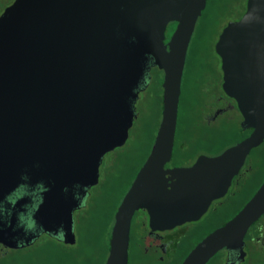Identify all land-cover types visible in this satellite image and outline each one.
I'll list each match as a JSON object with an SVG mask.
<instances>
[{
  "label": "water",
  "instance_id": "obj_1",
  "mask_svg": "<svg viewBox=\"0 0 264 264\" xmlns=\"http://www.w3.org/2000/svg\"><path fill=\"white\" fill-rule=\"evenodd\" d=\"M205 3H7L0 11V202L20 186L37 184L28 222L73 243L72 212L97 182L103 154L128 136L147 58L162 71L159 118L149 150L113 211L102 264H127L135 210L145 211L149 229L168 228L198 218L223 195L264 137V0H245L240 16L227 20L214 42L221 89L235 101L249 133L218 153L169 165L186 49ZM16 199L24 202L23 196ZM263 211L264 176L179 264H204L220 248L241 251L246 229Z\"/></svg>",
  "mask_w": 264,
  "mask_h": 264
},
{
  "label": "rangeland",
  "instance_id": "obj_2",
  "mask_svg": "<svg viewBox=\"0 0 264 264\" xmlns=\"http://www.w3.org/2000/svg\"><path fill=\"white\" fill-rule=\"evenodd\" d=\"M10 1L0 0V11ZM242 1L207 0L195 21L181 75L175 139L183 140L188 136L194 138L206 132L205 128L200 126V122L206 113V105L209 103L223 105L221 111L225 110V112L207 126L209 129L207 132L216 134L217 138L201 148H196L193 155L189 152L188 157H180L178 153L173 154L168 161L169 165H184L192 161L199 153L214 154L219 147H226L234 142L240 132L238 128L234 131L229 130L232 125L240 126V116L232 109L231 100L224 96L218 84L221 71L219 58L214 50V42L225 22L236 17L241 9ZM156 81L151 80L137 93L133 104L135 116L128 128V136L124 143L103 154L99 164V180L89 189L90 194L83 208V215L80 214L82 209L73 210L74 242L65 243L42 233L31 244L23 248L8 250L0 255V264H55L49 259L57 248H64L69 253L66 261L59 264L98 263L103 252L105 230L110 224L111 207L125 185L133 164L141 156L144 145L159 118L160 90ZM250 155L252 157L264 156V140L261 145L251 151ZM263 166L264 160L256 172L250 176L249 185H252L259 177ZM248 190L249 186L216 215L205 218L206 215L203 214L200 219L201 224L191 235H196L207 226L225 217L239 204ZM212 205L213 202L210 206ZM184 224H189V227L193 225L192 222ZM135 255L133 253L134 260ZM131 264H135L134 261H131ZM149 264L152 263L149 262Z\"/></svg>",
  "mask_w": 264,
  "mask_h": 264
},
{
  "label": "flooded vegetation",
  "instance_id": "obj_3",
  "mask_svg": "<svg viewBox=\"0 0 264 264\" xmlns=\"http://www.w3.org/2000/svg\"><path fill=\"white\" fill-rule=\"evenodd\" d=\"M174 23L175 21L173 20L166 23L164 29V40H167L172 30H170V27L174 25ZM159 76H162L161 69L155 64H152L150 58H147L143 68L142 78L138 85V92L142 90L147 83H150L151 80H157ZM220 82L218 84L221 89ZM221 92H223L222 89ZM223 94L231 100L232 109L237 111L240 116L233 98L226 95L224 92ZM221 107H223V105L216 103H209L206 105V113L204 114L205 116H202V120L207 125L215 121L216 118L225 112V110L221 111ZM241 128H243L244 131L248 129V132L245 135H247L250 131L249 127L241 126ZM263 140L257 146L261 145ZM251 149L245 156L238 171L233 175L225 193L217 198H213L206 210L198 218L184 221L168 228L151 230L147 225V216L145 211L142 209L135 210L137 212L134 215V220L132 223L130 222L127 264H131V261H134L135 264H149V262L152 264H179L187 251L202 236L232 216L253 191L248 196L245 195V198H241L239 204L225 217L221 218L216 223L207 226L196 235H191V233L196 230V227L201 224L200 219L203 214L206 215L204 216L205 218H210L216 215L219 211L226 208L227 205L240 194V187H242V185L249 180L254 171V157L250 155ZM192 161L184 164H189ZM91 186L92 185L86 188L85 194L82 196L81 203L75 208L78 210L82 209L80 211L81 215L84 213L83 208H85L87 204L90 194L89 189ZM77 189L78 186H74V192L76 195L80 196L81 193L77 192ZM38 191L39 186L37 184L31 186H20L15 191L10 192V194H8L0 202V255L11 249L23 248L34 242L38 235L46 233L41 231L37 225L31 226L28 222L29 212L33 209L38 200ZM20 196L24 197V202L21 201L15 204V199ZM212 202L213 205L210 206ZM185 222H192L193 225L189 227V224H184ZM133 227L135 228L133 229ZM46 234L55 237L57 240H61L58 236L50 233ZM133 253L136 254L135 260L133 259ZM204 264H264V211L246 229L243 235L241 251L238 249L220 248L210 255Z\"/></svg>",
  "mask_w": 264,
  "mask_h": 264
},
{
  "label": "trees",
  "instance_id": "obj_4",
  "mask_svg": "<svg viewBox=\"0 0 264 264\" xmlns=\"http://www.w3.org/2000/svg\"><path fill=\"white\" fill-rule=\"evenodd\" d=\"M206 1H207V0H206ZM243 9H244V0L242 1V3H241V9L238 11V13L236 14V17H235V18H237V17L240 16V14L242 13ZM173 26H174V25H172V26L170 27V30L173 28ZM160 81H161V76H159V77L157 78V81H156L157 84H158L159 90H161V88H160ZM179 100H180V96H179ZM159 111H160V92H159ZM176 123H177V119H176ZM156 125H157V123H156ZM156 125H155V128H156ZM200 126H201V127H204V128H205L204 130H206V132H202V133H200V135H197V136L194 137V138L191 137V136H188V137H186V139L183 138V140H177V139H175V135H176V133H174V140H173V146H172L171 157H172V155L175 154V153H178V154L180 155V157H188V156H189V152H191V155H193L194 150H195L196 148H201V147L205 146V144H208V143H210L212 140H214L215 138H217V137H216V136H217L216 134H212V133L207 132V130H209V129L207 128L208 125H207L203 120H201V122H200ZM155 128H154V130L152 131V133L150 134V136H149L147 142L145 143V145H144V150H143L141 156H140L139 159L136 161V163L133 164L132 169H131V171H130V175H129V177H128L127 180H126L125 185L122 187V190H121V192H120L118 198L116 199V201L113 203V205H112V207H111V211H110V213H111V216H110V217H111V218H110V224H109V226L107 227V229L105 230V235H104V240H103V246H102V247H103V249H102L103 252H102V255H101V257H100V259H99V261H98L97 264H102L103 261H104L105 255H106L107 245H108L109 228H110V225H111V222H112L113 211H114V209H115L117 203L119 202V200H120L122 194L124 193V191H125L126 188L128 187V185H129V183H130V181H131L133 175L135 174L137 168L140 166L141 162H142L143 159L145 158V156H146V154H147V152H148V150H149L150 144H151V142H152L153 135H154V132H155ZM237 128L240 130V132H239L237 138H236L234 141H236V140L242 138V137L248 132V129H246V130L244 131L243 128H241V126H238V127H237V126H234V125H232V126L229 128V130H230V131H234V129H237ZM175 131H176V127H175ZM230 143H231V142H230ZM232 143H233V142H232ZM257 147H258V146H257ZM257 147L252 148L251 151L254 150V149H256ZM223 148H224V147H219L215 153L221 151ZM263 160H264V156H263V155H262V156H258V157H254V169H253L254 171H253L252 175L256 172V170L258 169V167L260 166V164L263 163ZM186 163H187V162H186ZM263 176H264V166H263V168L261 169V173H260L259 177L255 180V182H254L252 185H249V180H248V181H246V182L242 185V187H240V193H241V191H242L244 188H246L247 186H249V190H248V192L245 194L246 196H248V195H249V194H250V193H251V192L257 187V185L260 183V181H261V179L263 178ZM249 179H250V178H249ZM246 196H245V197H246ZM245 197H244V198H245ZM136 212H137V211H135L134 214H133V216H132L131 223H132V221L134 220V215H135ZM68 257H69L68 250H66V249H64V248H57L56 250L53 251V255H52V257L49 259V261H50V262L52 261V262L55 263V264H59V263H61V262H63V261H66V259H67ZM63 258H65V260H62ZM52 262H51V263H52Z\"/></svg>",
  "mask_w": 264,
  "mask_h": 264
}]
</instances>
